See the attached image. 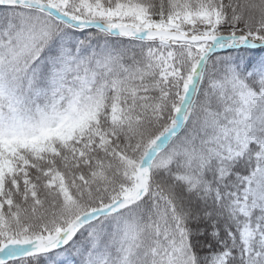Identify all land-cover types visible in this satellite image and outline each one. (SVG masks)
<instances>
[{
    "label": "snow or ice",
    "instance_id": "snow-or-ice-1",
    "mask_svg": "<svg viewBox=\"0 0 264 264\" xmlns=\"http://www.w3.org/2000/svg\"><path fill=\"white\" fill-rule=\"evenodd\" d=\"M0 264H264V0H0Z\"/></svg>",
    "mask_w": 264,
    "mask_h": 264
}]
</instances>
